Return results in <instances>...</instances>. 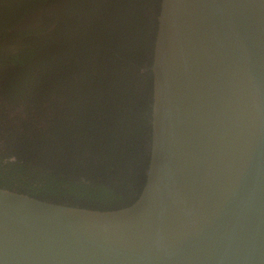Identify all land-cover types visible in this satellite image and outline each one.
<instances>
[{
    "label": "water",
    "instance_id": "obj_1",
    "mask_svg": "<svg viewBox=\"0 0 264 264\" xmlns=\"http://www.w3.org/2000/svg\"><path fill=\"white\" fill-rule=\"evenodd\" d=\"M150 70L137 200L0 188V264H264V0H162Z\"/></svg>",
    "mask_w": 264,
    "mask_h": 264
},
{
    "label": "trees",
    "instance_id": "obj_2",
    "mask_svg": "<svg viewBox=\"0 0 264 264\" xmlns=\"http://www.w3.org/2000/svg\"><path fill=\"white\" fill-rule=\"evenodd\" d=\"M161 3L0 0V188L101 211L137 200Z\"/></svg>",
    "mask_w": 264,
    "mask_h": 264
},
{
    "label": "flooded vegetation",
    "instance_id": "obj_3",
    "mask_svg": "<svg viewBox=\"0 0 264 264\" xmlns=\"http://www.w3.org/2000/svg\"><path fill=\"white\" fill-rule=\"evenodd\" d=\"M36 14H37V16H34ZM42 16H43V11L40 10L39 12H36V13L30 15L29 19H27L25 23L31 24L32 22H35V21H39V20L41 21Z\"/></svg>",
    "mask_w": 264,
    "mask_h": 264
}]
</instances>
